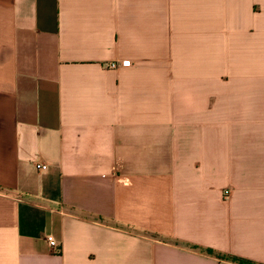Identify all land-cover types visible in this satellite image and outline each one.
<instances>
[{
    "label": "crops",
    "instance_id": "1",
    "mask_svg": "<svg viewBox=\"0 0 264 264\" xmlns=\"http://www.w3.org/2000/svg\"><path fill=\"white\" fill-rule=\"evenodd\" d=\"M0 264H264V0H0Z\"/></svg>",
    "mask_w": 264,
    "mask_h": 264
},
{
    "label": "built area",
    "instance_id": "2",
    "mask_svg": "<svg viewBox=\"0 0 264 264\" xmlns=\"http://www.w3.org/2000/svg\"><path fill=\"white\" fill-rule=\"evenodd\" d=\"M111 66L113 68H115L116 67V64L113 63ZM41 169H46V166L45 165L41 166ZM48 241H49V244H50L51 247H56L57 246L56 242L51 237L48 238Z\"/></svg>",
    "mask_w": 264,
    "mask_h": 264
},
{
    "label": "trees",
    "instance_id": "3",
    "mask_svg": "<svg viewBox=\"0 0 264 264\" xmlns=\"http://www.w3.org/2000/svg\"><path fill=\"white\" fill-rule=\"evenodd\" d=\"M208 253L213 254L211 251H208ZM215 256H217L218 258H221L220 255H215ZM233 260H236V261H238L240 263H247L246 261H243V260H238V259H233Z\"/></svg>",
    "mask_w": 264,
    "mask_h": 264
}]
</instances>
